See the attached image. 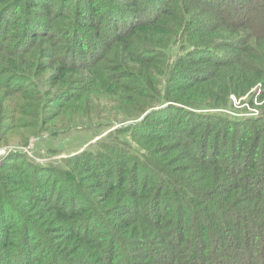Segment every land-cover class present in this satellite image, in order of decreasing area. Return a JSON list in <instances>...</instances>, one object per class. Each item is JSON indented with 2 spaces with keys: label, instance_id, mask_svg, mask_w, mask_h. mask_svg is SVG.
I'll list each match as a JSON object with an SVG mask.
<instances>
[{
  "label": "trees",
  "instance_id": "1",
  "mask_svg": "<svg viewBox=\"0 0 264 264\" xmlns=\"http://www.w3.org/2000/svg\"><path fill=\"white\" fill-rule=\"evenodd\" d=\"M257 86L264 0H0V146L141 118L55 167L8 149L0 264H264V106L211 112Z\"/></svg>",
  "mask_w": 264,
  "mask_h": 264
},
{
  "label": "rangeland",
  "instance_id": "2",
  "mask_svg": "<svg viewBox=\"0 0 264 264\" xmlns=\"http://www.w3.org/2000/svg\"><path fill=\"white\" fill-rule=\"evenodd\" d=\"M251 93V96L246 95L239 99L230 96V109L212 110L211 112H220L238 119L258 118L260 117V108L264 106V100H260L261 92L258 86ZM249 97L252 105L250 102H247ZM121 118L123 117H118L120 122L114 123L110 127L98 128V125L83 124L85 126H74L69 132L54 138L49 137L48 134H42L39 137L31 138L27 147L19 146L17 139L13 138L9 141V145L0 146V162L4 160L8 149H11L20 151L38 165L55 167L61 163V160L68 157L82 155L85 151L88 152V150L95 151L94 147L98 143L104 142L106 138L114 133L115 129L127 127L141 119L123 120Z\"/></svg>",
  "mask_w": 264,
  "mask_h": 264
}]
</instances>
